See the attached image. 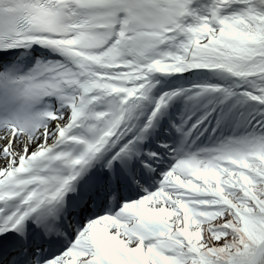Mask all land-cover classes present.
<instances>
[{
    "label": "snow or ice",
    "instance_id": "6c2138e0",
    "mask_svg": "<svg viewBox=\"0 0 264 264\" xmlns=\"http://www.w3.org/2000/svg\"><path fill=\"white\" fill-rule=\"evenodd\" d=\"M0 264H264V0H0Z\"/></svg>",
    "mask_w": 264,
    "mask_h": 264
}]
</instances>
